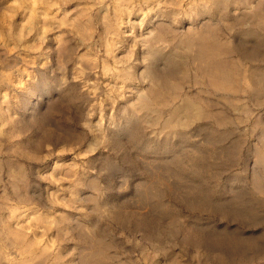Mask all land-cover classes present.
Listing matches in <instances>:
<instances>
[{
  "label": "rangeland",
  "instance_id": "374dc122",
  "mask_svg": "<svg viewBox=\"0 0 264 264\" xmlns=\"http://www.w3.org/2000/svg\"><path fill=\"white\" fill-rule=\"evenodd\" d=\"M0 264H264V0H0Z\"/></svg>",
  "mask_w": 264,
  "mask_h": 264
}]
</instances>
